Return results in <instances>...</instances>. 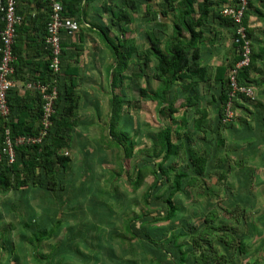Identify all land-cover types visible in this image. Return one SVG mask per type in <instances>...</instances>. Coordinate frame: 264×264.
Here are the masks:
<instances>
[{"label":"crops","instance_id":"0c3cea01","mask_svg":"<svg viewBox=\"0 0 264 264\" xmlns=\"http://www.w3.org/2000/svg\"><path fill=\"white\" fill-rule=\"evenodd\" d=\"M61 1H64L66 9L81 26L74 36L63 35L60 58L59 88L63 92L65 85L73 84L76 97L75 109L69 118L72 124L69 146L60 150V153L68 156L69 163L58 174L55 192L45 189L44 182L41 183L43 180L39 183L38 179L36 185L30 184L19 191L0 192V222L8 218V223L4 220L8 228H13L14 224L13 229H16L15 237L7 233L4 244L9 249L17 250L21 248L19 242L22 239H29L30 247L37 249L36 253L39 251V254L43 252L44 255H50L60 250L64 264H116L122 255V264H137L128 256L135 250L142 264H152V258L145 252L140 238H132L127 231V225L131 223V233L153 237L160 244L163 241L160 233L151 234L150 231L154 223L148 220L144 223L145 218L149 216V219L151 214L139 211L133 218H125L120 229L124 209L134 207L136 201H129L128 195L125 197V187L123 191L119 189V175L113 169L119 161V151L122 150L115 138L118 131L123 130L125 122L120 115L113 128L111 120V101L113 96H120L121 84L118 75L113 73L116 63L108 48V43H117L119 32L116 24L111 22L110 12L116 13L120 8L126 12L129 22L125 30L128 35H132L127 44L135 48L140 56L150 47L148 35L157 38L161 48L170 39L172 21L178 10L175 16H162L158 7L162 0H142L136 12L126 4L129 0ZM226 1L229 0H211L214 12L219 13L224 6L222 3ZM16 11L22 16L23 23L13 47L15 62L11 79L15 87L11 94V104L13 107L15 104L20 105V111H26L32 116L38 106L35 96H27L23 103L19 98H24L30 92L24 88L25 83L40 78L45 72L47 54L43 49V39L48 10L40 0H16ZM247 17L253 48L264 47V0H249ZM201 30L202 39L197 45L200 49V65L207 71L208 78L193 88L186 86L188 80L169 84L166 92L168 102L190 98L191 103L187 108H180V114L176 115V111L174 119L171 122L167 119L169 122L165 124L172 128L179 127L185 133L183 121L186 118V127L192 131L193 119L199 116L197 111L205 109L208 116L204 126L208 127L206 134L211 135V126H216V113L219 109L218 103L213 102L219 93V85L215 83V68L232 64L237 51L233 45V29L229 22L218 20L210 13ZM139 45L143 46L142 50ZM257 64L258 71L250 74L251 80L255 82H251L256 87L255 99L253 102H243L238 107V123L226 127L227 135L222 137L225 143L236 145L233 152L243 162L239 171L242 175L239 182V205L246 212L247 208L253 209L254 214L250 220L252 223L254 219L253 231L239 236L238 262L229 264H264V67L260 61ZM139 66L138 58L133 54L125 73V80L132 81L131 89L136 87L150 93L162 88L163 84L153 78L155 60L152 57L147 66L142 68V73ZM147 68L150 75L145 74ZM126 102L127 112L139 110V106ZM141 102L143 109L145 103L151 101L143 98ZM155 105L158 108L161 106L157 102ZM13 110L16 111V108ZM127 117L130 118L127 119L128 123L132 125L130 130L135 131L141 122L135 120L133 114ZM143 120L145 117L142 119L145 127ZM196 134L202 140L203 135L200 132ZM208 134L205 135L206 139L210 138ZM126 136L131 139L126 144L129 148L135 141L131 132ZM127 182L131 186L129 179ZM136 231L142 233L136 234ZM39 237H42V241L36 245L35 240Z\"/></svg>","mask_w":264,"mask_h":264},{"label":"trees","instance_id":"16d2710c","mask_svg":"<svg viewBox=\"0 0 264 264\" xmlns=\"http://www.w3.org/2000/svg\"><path fill=\"white\" fill-rule=\"evenodd\" d=\"M142 0H129L126 1L129 8L136 12L137 5L140 4ZM63 9V16L66 18L73 19L74 15L66 9L64 1L58 0ZM229 2V1H228ZM226 1L222 3L224 6L228 4ZM137 3V4H136ZM222 5V6H223ZM159 13L162 16L167 17V15L172 14L175 16L176 10H178L174 20L172 21V31L170 39L161 48V42L155 38L147 36L150 47L147 51L137 53L135 48L128 46L126 37L127 31L125 26L129 22V17L126 12L121 8L116 12H110L111 22L116 24L118 32L117 43H108L109 51L115 60L116 67L114 69V75H118L119 83L122 84L125 79H127L125 73L128 67V62L130 61L133 54L136 55L139 62V71L142 73V68L147 66L150 61V57L155 60L154 74L153 78L156 81H160L163 86L156 91L148 93L143 89L138 90L139 98H148L152 102L160 103L161 108H159V113L166 117L170 122L174 119V114L176 109L174 108L173 100L168 102L166 99V92L169 89V84L174 81H185L188 80L186 85L189 88L198 87L200 83L207 80V71L200 65V49L197 42L202 39V30L205 26V21L210 13H213L218 20L227 21L230 23L233 29V38L235 36L234 27L231 21L224 18L219 13L214 12V4L211 0H162L158 4ZM222 8V7H221ZM220 8V9H221ZM249 8V0L247 5V10L243 18V23L245 26L246 34L250 40V31L247 28V14ZM67 10V11H65ZM212 16V15H211ZM225 19V20H224ZM18 30L16 29V38H18ZM187 36V38L185 37ZM14 42V44H15ZM234 42V41H233ZM13 44V47H14ZM236 48V58L232 64L225 66H218L215 68V83L219 86V93L217 99H213V102H217L219 109L216 113V126L215 130L218 131L219 125L222 123L224 111L226 108V103L228 101L229 87L227 83V74L230 68L240 59L239 45L235 42L233 43ZM44 49V45H43ZM14 51V50H13ZM45 51V50H44ZM47 54V52L45 51ZM15 57V54H14ZM260 61V65L264 67V47L253 48L250 40V59L249 65L245 68L240 69L237 72V82L241 86H252L251 82H254L250 78V74L257 72V62ZM15 62V61H14ZM13 62V65H14ZM137 63V62H136ZM12 65V66H13ZM61 72V71H60ZM59 72V74H60ZM227 72V73H226ZM56 77L51 74L48 69V60L45 64V72L42 73L38 80L43 83H49L53 79H57L58 83V98L55 103V115L52 119V127L48 131L47 137L42 141L41 144L36 146H22L16 149V159L12 164H8L7 160L0 155V192L5 193L9 191H19L26 186L32 184L36 185V179L39 183L44 182L45 189L50 192L56 191L57 178L59 172H62L69 163L68 156L60 153L61 149L68 148L70 132L72 129V124L69 122V118L72 116L75 109L76 97L74 93L73 84L64 87V91L61 92L59 88L60 75ZM224 74H226L225 79ZM137 78V77H136ZM35 80V79H34ZM255 83V82H254ZM13 90L9 91L7 94V103L9 107V117L6 122L0 118V154L3 145V130L8 128L10 131V137L16 138L23 135H35L39 128V120L41 114V101L37 93L28 92L24 98H19V101L26 102V97L33 94L38 106L35 110L34 115L30 116L26 111H20V105L11 104V94ZM15 94V92H14ZM62 96V99H61ZM237 98L242 102H249L243 95H237ZM191 101L190 98H186L179 105V109L189 107ZM237 101H234L236 104ZM189 105V106H188ZM112 115L111 120L113 123V128L116 120L119 119L121 115L122 100L121 97L113 96L111 101ZM16 108V111L13 110ZM28 110V109H27ZM30 110H28L29 112ZM199 115L198 118L193 119L192 131L200 132L202 140H206L205 135L208 127H205L204 122L207 119L208 113L205 109H199L197 111ZM185 128L184 132H187L186 118L183 121ZM226 126V125H224ZM228 127H232V124H228ZM227 127V128H228ZM214 131V127L212 129ZM211 131V133L213 132ZM171 125H163L154 135L155 144L158 147L157 152L153 157H150V163L146 161L139 162L134 169V177L129 178L131 182L132 189H139L147 176H152L156 181L160 179L161 186L159 187L155 183L151 185L142 195V201L146 204V207L154 208L156 211L155 215L147 216L144 223L148 220L150 223H157L162 221H170L174 218L177 208L173 202L175 195L183 191V187L192 186L194 181L198 178H203L206 166V158L204 154L196 156L193 153L191 140L188 134L184 135L185 139L181 141L180 145L173 142V136L176 134ZM209 135V134H208ZM212 136V135H209ZM115 140L117 141L120 148L124 153L125 159L131 156L133 150L132 145L129 148L126 146L127 136L123 131H119L116 135ZM223 141V140H222ZM185 149L187 154V168L188 173L178 172L173 175L170 186H164V180H169L166 171L163 166L169 161L178 149ZM157 158H160L158 163H154ZM145 165H144V164ZM151 166L150 169L146 167ZM144 165V166H143ZM155 167V169H154ZM39 174V175H37ZM162 190L161 192H159ZM159 193V196H155L154 193ZM155 196V197H153ZM236 203H239L237 200ZM210 216L205 218L204 223L210 222ZM209 226V227H208ZM205 228L207 234L214 231V227L208 225ZM127 231L130 233L132 238H140L143 242L145 252L149 254L152 258V264H186L187 253L182 250L181 243H177V237H172L169 243L159 244L152 237L142 234V236L134 235L131 233V223L127 225ZM142 233L141 231H136V234ZM228 238V237H227ZM230 238H228V241ZM42 241V237L35 240V244L38 245ZM235 241L236 252L239 253V236L236 235ZM225 245H228L226 242ZM191 250V249H190ZM227 251V249H226ZM37 254V253H35ZM61 257V251H54L47 257L49 260L55 257ZM220 262H215L207 256L205 253H201L200 257H194L193 262L195 264H228L220 255ZM46 261V260H45ZM103 264H109L108 262H103ZM116 264H122V261H118Z\"/></svg>","mask_w":264,"mask_h":264},{"label":"rangeland","instance_id":"374dc122","mask_svg":"<svg viewBox=\"0 0 264 264\" xmlns=\"http://www.w3.org/2000/svg\"><path fill=\"white\" fill-rule=\"evenodd\" d=\"M169 16L172 17V14H169ZM131 36V33H129V35L126 33L127 38ZM142 47V45H139L140 49ZM129 69L131 70V67H129ZM145 74L150 75V70H148V68L145 70ZM131 82L124 80L120 85L119 95L123 107V112H121L122 121L125 122L122 131L126 134L131 132L135 143L132 146L133 150L128 159H125L122 150L119 151V161L113 169L119 175V189L123 191L125 187L126 191L123 194H125V197L126 195L129 196V201H136L134 202L136 204L128 210L124 209L125 212L123 211V213L125 215L121 220L120 229L121 226L123 227L126 219L133 218L139 211L150 213L151 215H155L156 213L154 208L146 207V204L142 201V194L154 183L160 187V179L156 181L154 177L149 175L145 178L141 187L135 190L132 189V186H129L127 181L130 177H134V169L139 162L144 160L150 163V157H153L158 150L154 135H156L157 131L165 123L169 122L166 117L161 116L159 113V106L155 105L156 102H146V106L142 109L141 105L143 102H141L142 99L138 96V89L136 87L131 89ZM143 82L144 81L141 83ZM152 87L151 85V88ZM252 88L256 90L254 85H252ZM126 101L136 107L139 106V110L136 109L134 113L127 112L128 107H126V105L128 104ZM236 101V104H232L231 110L233 111V117L231 121L228 123H221L218 131L215 130L214 126V131L211 133L212 136H209L210 138L205 141L200 140V136L196 134V132L191 133L192 131L189 128L187 129L189 131L183 133L181 128L173 127L175 128L174 131H176V134L173 136L174 143L180 145L181 141L185 139L184 135L188 134L191 140L193 153L196 156L204 154L206 158L205 172L203 178L196 179L192 186H184L183 191L175 195L173 202L177 211L174 218L167 222H159L158 225L154 223L150 231L152 232L151 234L160 233L163 244L169 243L172 237H177V243H181L182 250L187 253L186 264H195L193 258L200 257L201 253H205L212 261L214 259L215 262L222 261L220 260V255L222 254L228 264L231 262L237 263L238 254L236 252L237 243L235 237L236 235L240 236L242 233L253 231L254 219L252 223L250 222L251 218L254 217L252 213L253 209L247 208L246 212L244 211L245 208L241 207L239 203H236L240 193L239 182L242 179V175H240L239 171L243 166V162L239 161L237 155L233 152L234 149H236V145L225 143L222 138L227 135L226 127H228V124L235 125L238 123L237 118L238 114H240L238 107L244 103L240 99ZM182 102L183 100L179 98L174 103V108L178 111L176 115L181 113L179 105ZM249 102L253 101L249 100ZM138 103H140V105ZM128 114H133L135 120L141 122L135 131L130 130L132 125L127 121V119L130 120V118L127 117ZM143 117H145V120H143L146 124L145 127L142 125ZM211 127L213 128V125ZM150 137H152L153 140ZM130 140L131 139H127L126 144L130 142ZM159 159L160 158H157L154 163H158ZM146 167L150 169L151 166H147L146 164ZM163 168L169 178L167 181L164 180L163 185L168 187L170 186L173 175L178 172L188 173L189 170L187 168V154L185 153V149H178ZM161 191L162 190L159 192ZM154 194H156L155 196L160 195L158 192ZM120 210L122 211L123 207H121ZM209 215H211L210 222L204 223L205 218ZM2 216L5 215L2 214ZM246 216L248 217L247 222H245ZM4 220L7 222L8 218H4ZM4 220L1 219L0 222V264H64L62 256H57L49 260L47 257L48 255H44L43 252L39 254L38 251L37 254H34L37 249L33 250L32 247H30L31 244L29 239H22L19 242L21 248L17 250L7 248L4 244L7 233L15 237L16 229H13L14 224L12 225L13 228H8V222L5 223ZM208 225L215 229L210 232V234H207L208 230L205 231ZM25 233L27 235L26 230ZM227 237L230 238L229 241ZM10 241L14 244L16 243L11 239ZM226 242L228 245H225ZM128 256L132 258V261L135 263L142 264V259L136 250ZM120 260L123 262V255L120 257Z\"/></svg>","mask_w":264,"mask_h":264},{"label":"built area","instance_id":"2783aa9c","mask_svg":"<svg viewBox=\"0 0 264 264\" xmlns=\"http://www.w3.org/2000/svg\"><path fill=\"white\" fill-rule=\"evenodd\" d=\"M48 10V19L45 24L43 39L44 50L47 52L48 69L55 77L60 72L62 37L74 36L81 28L74 19L63 16V9L57 0H40ZM248 0H229L228 4L220 9V15L231 21L235 36L233 41L239 45L240 59L229 69L227 83L229 87L228 101L224 111L222 123H228L233 117L232 104L238 100L237 95H243L247 100L255 99L252 86H241L237 82V72L249 65L250 40L247 37L243 18L247 10ZM23 23V18L16 11V0H0V118L6 122L9 117L7 94L15 87L11 79L13 75V44L16 38V29ZM24 88L37 93L41 101L39 128L35 135L10 137L8 128L3 130V145L1 156L8 164L16 159V149L22 146H36L42 143L52 127L55 115V103L58 98L57 79L43 83L36 79L25 83ZM66 155V154H65Z\"/></svg>","mask_w":264,"mask_h":264}]
</instances>
